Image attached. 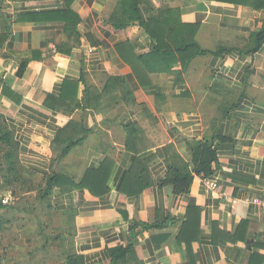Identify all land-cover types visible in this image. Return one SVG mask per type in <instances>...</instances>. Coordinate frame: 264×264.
<instances>
[{"label":"crops","instance_id":"obj_1","mask_svg":"<svg viewBox=\"0 0 264 264\" xmlns=\"http://www.w3.org/2000/svg\"><path fill=\"white\" fill-rule=\"evenodd\" d=\"M119 1L0 0V113L21 162L76 184L112 164L106 194L91 192L104 186L94 175L83 187L65 183L52 192L58 211L71 214L72 253L87 264H110L108 249L128 244L142 264H264V209L253 202L264 195V46L253 57L245 52L264 11L217 0H142L143 21L177 9L183 23L199 25L202 48L230 50L197 56L180 75V64L172 72L143 69L137 58L153 51V41L138 24L115 27ZM67 5L79 37L60 17ZM111 77L123 84L106 90ZM67 80H79L77 98L88 106L45 104ZM70 123L89 132L53 163L52 143ZM194 140L212 144L217 163L212 176L195 175L189 193L176 196L162 182L172 161L191 160Z\"/></svg>","mask_w":264,"mask_h":264},{"label":"trees","instance_id":"obj_2","mask_svg":"<svg viewBox=\"0 0 264 264\" xmlns=\"http://www.w3.org/2000/svg\"><path fill=\"white\" fill-rule=\"evenodd\" d=\"M219 2H225L229 4H243L250 6L256 10L264 11V0H217ZM142 0H120L119 7L120 15L114 25L116 28H126L130 25H140L148 32L150 38L153 41L154 48L149 54L138 56L137 61L142 65L144 70L148 71H174V65L180 64L181 69L177 70L178 74H182L194 58L197 56L207 54H217L222 51L229 52V49H220L217 51H211L202 48L199 42L196 40V34L199 29L198 24L183 23L177 9L166 8L154 16L148 21L142 20V14L140 11V4ZM61 19L65 21L66 32L69 35L79 37L77 29L78 16L72 11L71 6L67 5V9L60 15ZM259 30L251 35L250 44L245 50L246 54L254 56L264 46V19L259 23ZM28 65V61H24L20 67L18 74L21 76ZM81 76V80H83ZM123 79V78H122ZM117 77L109 78L106 83V90L111 87L110 84L121 86L123 80ZM79 86V80H67L64 82L62 93L59 97L48 94L45 100V104L53 107L54 109L62 110H74L88 106L85 102L84 106L81 105L77 98V91ZM84 91V97L87 98V91ZM5 91V90H4ZM133 100V98H132ZM74 125L76 123H73ZM70 131L73 136L69 138L64 137V133ZM88 130L81 127L79 129L76 126H72L71 123L64 129H60L56 138L52 143V148L56 151V156L52 162L56 163L64 158L75 146L82 144L88 134ZM191 151V160L185 161L178 158L169 166L168 173L162 182V184H168L173 187L174 194L176 196H182L189 193L190 187L193 183L195 175L212 176L214 172V165L217 163V153L212 144L206 141L194 140L189 142ZM0 146L3 147V156L0 157V164L6 163L8 174H19V144L16 141L11 130L8 129L5 117L0 113ZM112 164L108 161H104L95 173H87L86 179L80 184H76L63 174L52 172L46 177L45 187L41 190V198H47L52 195L54 188H63L65 183H69L71 187H83L87 184V180L91 175L96 177L97 182H103L102 189H91L96 195H103L110 191L107 185L108 174L103 179L106 169H110ZM110 167V168H109ZM91 181V178H90ZM99 186V184H98ZM141 191H137L140 193ZM5 205L0 201V210ZM161 223L143 224V229H151L161 227ZM108 255L110 257V264H131L132 261H136L138 264H142L137 257L135 247L133 244L126 246L120 245L114 248L108 249ZM65 264H87L84 256L75 253H68L65 258Z\"/></svg>","mask_w":264,"mask_h":264},{"label":"rangeland","instance_id":"obj_3","mask_svg":"<svg viewBox=\"0 0 264 264\" xmlns=\"http://www.w3.org/2000/svg\"><path fill=\"white\" fill-rule=\"evenodd\" d=\"M0 146V157L3 156ZM0 164V264H65L72 252L71 214L58 211L52 195L41 198L47 176L27 169L20 161L19 174H8Z\"/></svg>","mask_w":264,"mask_h":264},{"label":"built area","instance_id":"obj_4","mask_svg":"<svg viewBox=\"0 0 264 264\" xmlns=\"http://www.w3.org/2000/svg\"><path fill=\"white\" fill-rule=\"evenodd\" d=\"M205 183L211 189L219 190V188H220V185L216 181H212L210 179H206L205 180ZM9 201H10V198L9 197H3V199H2V203L4 205H7L9 203ZM253 202L264 209V195L262 197L255 198L253 200Z\"/></svg>","mask_w":264,"mask_h":264}]
</instances>
